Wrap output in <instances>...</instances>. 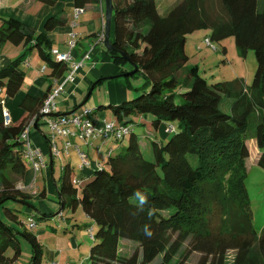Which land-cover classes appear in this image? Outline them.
Here are the masks:
<instances>
[{
	"label": "trees",
	"instance_id": "obj_1",
	"mask_svg": "<svg viewBox=\"0 0 264 264\" xmlns=\"http://www.w3.org/2000/svg\"><path fill=\"white\" fill-rule=\"evenodd\" d=\"M32 1L53 6L58 0ZM89 2L74 0V6L84 9ZM111 2L109 56L130 72L135 69L126 87L137 94L96 109L111 110L112 118L127 127L128 143L116 155L110 152L82 185L73 184L65 165L57 190L60 211L73 213L80 207L97 226L89 264H149L167 251L170 238L178 248L188 241L191 250L205 256L206 264H225L229 251L235 253L231 264H264V227L260 233L253 228L244 187L248 129L259 152L252 163L264 171V0H178L164 15L158 13L156 0ZM62 25L63 19L50 16L43 32L36 33L16 19L0 18V43L26 47L0 70V93L13 97L19 91L20 65L32 50L46 65L45 78L61 79L67 64L51 54L46 33ZM198 30L209 31V44L233 39L241 57L253 51L256 69L249 86L240 78L207 83L196 66L185 67L187 36ZM137 77L143 83L133 87L128 79ZM50 88L40 98L26 96L21 103L25 116L15 126L5 123L0 101V264L18 259V237L31 247L28 264H41L39 240L21 221L17 206L6 205L17 204L26 212L23 204L35 209L34 195L21 185L27 165L20 135L30 120L38 130ZM143 121L155 135L133 133ZM144 150L152 155L150 161ZM138 192L147 198L143 205ZM121 240L138 243L140 254L121 256Z\"/></svg>",
	"mask_w": 264,
	"mask_h": 264
},
{
	"label": "crops",
	"instance_id": "obj_2",
	"mask_svg": "<svg viewBox=\"0 0 264 264\" xmlns=\"http://www.w3.org/2000/svg\"><path fill=\"white\" fill-rule=\"evenodd\" d=\"M89 1L90 2L85 5L84 9H82V12L77 16V18H75L74 0H58L53 6H47L32 0H0V18L16 19L26 26L35 29L36 33L43 32V24L48 17L56 16L63 19L65 21V25L56 27L52 31L46 33V37L50 41L53 49L62 54H69L70 64L79 65L73 73L72 81L65 80L67 75L70 73V69L68 68L64 72L61 79L57 81H50L49 79L45 78L47 71H40L41 67L44 65V62L41 60L35 50L30 51L25 56L20 65V71L23 75V83L19 91L13 97L6 96L3 91L0 93V101L3 111L8 113L7 124L14 126L18 125L25 116L24 110L21 107V103L24 101L26 96L31 98H40L47 92L49 87H51L49 89L51 92V90L55 88L57 84H60L62 89L56 98V110L53 113L54 116L69 115L70 112H72L70 114H75L79 110L80 104L86 98L90 88L93 86L92 91H95L98 87L102 88L106 81L109 82L107 84L108 90L106 95H102L99 98L98 94H96L95 97L97 102L101 100V106L115 105L118 100L125 98L126 94L124 93L126 90L128 91V89H125L126 79L125 82L124 79L123 81L121 80V82H124V84L120 82V79L124 77H130L125 76V74L130 72V68L115 64L112 58L109 56V52L112 51L106 50L103 44L104 39L100 40V34L104 24V0ZM171 1L172 0H168L167 7L163 9V12L161 13L156 0L157 10L160 15H164L178 0L171 3L172 5H168ZM71 35L74 36L73 48H69L67 43ZM25 50L26 47L14 46L10 43H0V70L5 68L11 60L23 55ZM86 55H88V58H85ZM116 83L119 85L118 88L122 90L121 92L116 88V86H114ZM114 88L117 90H114ZM92 91L89 94L88 99L91 97ZM101 92H103V90H101ZM75 106L78 108L77 111L74 110ZM89 109L92 110L89 119H91L93 123L96 124V126H101L103 121H106L105 117L101 114L98 117L91 118L92 115L98 113L99 111L98 109L94 110L90 107ZM100 111L105 110L103 109ZM113 120L114 119L112 118L111 121ZM43 121L44 119L41 118L39 119L38 123ZM34 125L36 124H33L29 131L30 144L32 147L41 151L46 160L47 166L46 168L41 169V174H35L30 166L27 165L29 169L26 168L24 179L21 185L24 190L34 195V200L37 198L45 200L47 197V191L49 193L52 192V187L48 181V175H50L51 179L53 180V164L56 158L53 156L50 157L51 154L49 155L50 151L48 140L45 142L42 140L40 137V132H38L36 129L37 126ZM110 139L114 140L112 137H102L93 140L90 144L83 145L72 138H58V141H60L62 144L61 147H63L64 142H69L71 144L67 149V153H65V155L68 156L66 159L67 163L62 166L61 171L63 172V167L68 164V170L71 172L72 167L70 164H72L73 160L76 161L77 156V153L74 149L76 146H82L83 149L86 147L95 151L97 150L98 153L101 149L100 146H105L104 144L106 140ZM99 140L102 141L100 146L98 145ZM115 141L120 140L115 139ZM69 150H73L74 152L71 151L68 153ZM109 153L110 155L112 154L111 148H108L104 159L107 158ZM253 153L254 155L252 158H255L259 153L256 146L254 147ZM51 158H54L53 163ZM104 159L99 160L98 158L94 157V159L89 160V166L84 167L83 169H81L79 165V174H73L72 176L71 173L73 180L76 179L81 182V185L84 184L85 180L90 176L92 170L98 169L104 165ZM29 173H31L32 177ZM37 175L42 177V180L47 186V190L42 181H39L38 184H36L35 181ZM54 186L57 194V190L60 186L57 187L56 184H54ZM41 199L39 200L38 204L35 205V209L38 211L37 213L42 214V216H52L51 209L47 208ZM59 210H61V208H59ZM47 259L48 264L52 262L59 263L55 260H61V257L48 254ZM59 264L69 263L65 262Z\"/></svg>",
	"mask_w": 264,
	"mask_h": 264
},
{
	"label": "rangeland",
	"instance_id": "obj_3",
	"mask_svg": "<svg viewBox=\"0 0 264 264\" xmlns=\"http://www.w3.org/2000/svg\"><path fill=\"white\" fill-rule=\"evenodd\" d=\"M176 0H172L168 5H172ZM159 11L162 13L163 9L167 7L168 0H157ZM209 31L208 30H198L193 32L192 34L187 36V40L184 45V50L187 53L189 59L185 64L186 68L197 67L199 75L206 80L207 83H216L222 81H230L235 78H240L244 81L245 86H249L252 82V78L256 69V60L254 57L253 51L249 50L245 57H241L238 55L233 39H225L220 43H206V38H208ZM224 50V52H223ZM125 82V77L120 79ZM133 87H138L143 83L142 78H129L128 79ZM127 81V80H126ZM124 82L122 84H124ZM109 82L103 84L102 88H97L95 91H92L91 97L87 100L85 107L96 108L101 105V100L97 102L95 100L96 94H98L99 98L102 95H106L108 90ZM116 88L121 92L122 90L118 88V84H114ZM114 88V90H117ZM125 89L127 87L125 86ZM103 90V92H101ZM118 93V91H117ZM126 96L123 99L118 100V103L121 101L129 100L133 96H135V92L131 90H126ZM233 99L229 100V103L232 102ZM115 104V105H116ZM220 109L223 110L222 105ZM77 111V110H76ZM227 111V110H226ZM103 115L106 121L112 120L111 110L107 109L105 111H99L91 116L98 117L99 115ZM144 126H136L132 128L133 133L136 136H143L145 133L150 132L153 135L156 134L154 129L150 126V124L146 121ZM45 122L39 123L38 132H40V137L45 142L51 137V132L45 127ZM36 131V130H34ZM170 135V134H168ZM247 145L249 147V157L246 160V168L247 173L244 177V187L246 189L247 197L249 200V206L252 214V225L257 233H260L262 228L264 227V171L253 164V155H254V147L255 139L253 137L252 129H248L247 133ZM158 140H160L158 138ZM57 148L60 150L59 158H56L54 161V175L53 180L50 175H48V181L52 187V192L49 193L47 191V197L45 200L41 198L33 199V205L38 204L41 199L43 204L50 208L52 211V216L44 219L38 215L37 212H32L30 209L28 212L21 210V206L8 202L7 207L17 206L19 209L18 216L20 217L22 222H26L27 218L33 217L36 227L30 230V232L37 237L41 246L43 247V254L41 258V264H48L47 256L48 254H52L56 257H61V260H55L59 263L68 262L69 264H89L88 255L89 250L94 241L90 239V235L88 229H92L93 236L96 234L97 226L94 224L88 217L84 215L81 208L78 207L73 213L69 210L65 209L60 211L59 208V200L58 193L56 194V186H60L61 184V176L63 172L61 171L62 166L67 163V155H65L64 150L62 149V144L58 141L56 137L54 140ZM101 140H99L98 145H101ZM128 143V136L123 138L120 141H115V139L106 140L105 146H100V151L97 153V150H92L90 148H86L81 146V150L88 156L89 160L94 159V157L99 160L104 159L108 148L112 149V156L116 155L118 152L122 150V147H126ZM108 147V148H107ZM120 149V150H119ZM73 150H69L70 153ZM74 152V151H73ZM144 157L146 160L150 161L152 159V155L148 154L147 150H144ZM106 158L104 159V161ZM26 163V162H25ZM27 165V164H26ZM71 173L78 175L79 174V160L76 156V161L73 160ZM27 169L28 166H26ZM31 176V173H29ZM37 174H41L37 173ZM32 177V176H31ZM39 181H42L43 185H45L46 190L47 186L45 182L42 180V177L39 175L36 176V184ZM60 211L59 214H57ZM1 217H3L0 211ZM5 220V219H4ZM21 228H25L24 225L18 226ZM174 237V236H173ZM174 238H170L168 241L169 248L165 253H159L152 262L149 264H206L207 260L205 256L200 252L193 251L190 248L188 241H185L181 247H174L172 241ZM18 242L20 246V255L18 259L13 264H28L30 255H31V247L29 243L23 239L18 237ZM119 246V253L121 256L130 257L133 253L140 254V246L138 243L121 240ZM12 252L7 251L6 255H10ZM235 253L233 251H229L225 258V264H231L234 258ZM57 263V264H59Z\"/></svg>",
	"mask_w": 264,
	"mask_h": 264
},
{
	"label": "built area",
	"instance_id": "obj_4",
	"mask_svg": "<svg viewBox=\"0 0 264 264\" xmlns=\"http://www.w3.org/2000/svg\"><path fill=\"white\" fill-rule=\"evenodd\" d=\"M82 12V9L75 8L74 15L75 18ZM104 39V25L102 26L100 40ZM206 43L209 44L208 39H205ZM69 48L74 47V36L71 35L68 40ZM51 54L58 61H62L67 64V68L70 69L69 75L65 78V80L72 81L73 73L78 68L79 65L70 64V56L67 53H59L57 50L53 49ZM88 58V55L85 56ZM46 70V65L44 64L40 71L44 72ZM61 85L57 84L55 88L51 90V92L44 99L43 104L40 108L41 118L44 119L47 129L51 132V137L48 139L49 143V151L51 156L55 158H59L60 150L57 148L56 143L54 142L55 138H72L77 140L79 143L83 145L90 144L93 140L97 138H114L116 140L122 139L128 134V129L126 126H123L117 123L115 120L113 121H103L101 126H96L89 116L92 112L87 107H80L79 110L75 114L69 115H53L56 110V98L61 92ZM4 121L8 123V113L3 111ZM34 124V120H30L24 130L21 132L20 139L23 141V158L26 161V164L30 166L35 174L40 173L41 169L46 168L47 163L46 160L41 153V151L37 148H34L30 144L29 139V131ZM171 129H169L170 131ZM70 143L64 142L62 149L65 153H67V149L70 147ZM75 151L77 153L79 159L80 168L89 166L88 156L80 149V147L76 146ZM59 156V157H58ZM78 180L74 179L73 184L78 186ZM26 226L29 229H33L36 227L35 221L32 218H27ZM90 239L93 238L92 229H88ZM57 264V263H50Z\"/></svg>",
	"mask_w": 264,
	"mask_h": 264
},
{
	"label": "water",
	"instance_id": "obj_5",
	"mask_svg": "<svg viewBox=\"0 0 264 264\" xmlns=\"http://www.w3.org/2000/svg\"><path fill=\"white\" fill-rule=\"evenodd\" d=\"M111 19H112V2H111V0H104V41H103V44H104L106 50H108V51H113V46H112V44L110 42V25H111ZM134 73H135V69H133V71L125 74V76H131ZM92 89H93V86L90 88V90H89L86 98L80 104V107H82V106L85 105V103H86V101L88 99V96L91 93ZM70 113H72V112H70ZM34 126H36V125H34ZM49 155H50V153H49ZM50 157H51V155H50ZM58 197H59V194H58ZM23 205L25 207H27L28 209L37 212V210L33 209V207H30L27 204H23Z\"/></svg>",
	"mask_w": 264,
	"mask_h": 264
},
{
	"label": "clouds",
	"instance_id": "obj_6",
	"mask_svg": "<svg viewBox=\"0 0 264 264\" xmlns=\"http://www.w3.org/2000/svg\"><path fill=\"white\" fill-rule=\"evenodd\" d=\"M136 196L139 199L141 205H143L146 202V200H147L146 196H144L143 194H141L139 192L136 193ZM144 231H145V234L146 235H148V236H151L152 235L151 231L147 228V226H145Z\"/></svg>",
	"mask_w": 264,
	"mask_h": 264
},
{
	"label": "bare ground",
	"instance_id": "obj_7",
	"mask_svg": "<svg viewBox=\"0 0 264 264\" xmlns=\"http://www.w3.org/2000/svg\"><path fill=\"white\" fill-rule=\"evenodd\" d=\"M29 218H32V219L34 220V218H33V217H29Z\"/></svg>",
	"mask_w": 264,
	"mask_h": 264
}]
</instances>
